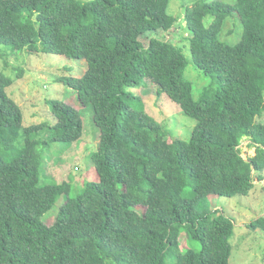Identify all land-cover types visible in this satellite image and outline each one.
Wrapping results in <instances>:
<instances>
[{
    "label": "trees",
    "instance_id": "16d2710c",
    "mask_svg": "<svg viewBox=\"0 0 264 264\" xmlns=\"http://www.w3.org/2000/svg\"><path fill=\"white\" fill-rule=\"evenodd\" d=\"M171 1L0 0V57L85 60L81 78L60 81L100 131L95 181L77 196L66 182L42 184L48 147L81 140L84 110L50 100L56 123L24 127L7 93L18 77L0 69V264H230L235 221L210 200L248 197L264 180V0H197L186 10L184 44L145 41L178 23ZM236 15L241 38L231 45L221 34ZM191 63L206 84L185 78ZM150 94L197 122L189 140L147 113ZM245 137L256 148L250 161L239 150ZM259 228L264 218L248 225Z\"/></svg>",
    "mask_w": 264,
    "mask_h": 264
},
{
    "label": "rangeland",
    "instance_id": "374dc122",
    "mask_svg": "<svg viewBox=\"0 0 264 264\" xmlns=\"http://www.w3.org/2000/svg\"><path fill=\"white\" fill-rule=\"evenodd\" d=\"M197 0H172L170 13L178 19L169 33L163 31L150 33L144 36L145 41L153 37L165 41H171L175 45L184 44L183 38L188 37L186 10L192 7ZM231 2V0H224ZM207 19V24L211 22ZM242 23L236 15L230 18L224 25L221 39L231 45L236 44L241 38ZM234 33V34H233ZM184 54L189 57V49L184 48ZM0 69L10 77L16 79L15 84L8 88L7 93L21 108L24 115V127L50 124L54 125L56 119L49 106L50 100H61L73 106L77 110H84L79 103L77 94L64 86L60 81L65 77L81 78L87 69L85 60L69 59L56 54H30L28 52H11L5 50L1 53ZM185 78L194 84L204 85L207 82L191 63ZM146 111L154 116L166 131L175 139L189 140L192 136L196 121L186 116L177 105L173 104L167 97H155L150 94L144 99ZM85 132L78 143L66 145L54 143L48 147L47 163H44L42 184L68 183L72 186V196H77L82 190V184L95 181L97 179L94 164L90 159V154L97 151L99 145L100 131L92 120V111L84 110ZM264 123V117L258 119ZM38 138H47V133L42 132ZM244 160L250 161L256 155V148L252 145L250 138L245 137L239 147ZM80 183V184H78ZM256 187L248 197L236 196L234 198H209L212 209L222 211L225 215L235 221V231L231 238L233 253L230 264H264V230L256 231L248 229V225L264 218V180L255 181ZM81 189L80 191H78ZM65 201L61 197L55 208L45 217L44 221L51 225L56 217V211ZM143 213L144 209L138 208ZM188 236L181 234L180 243L182 248L187 246ZM191 246L199 247L195 241L191 240Z\"/></svg>",
    "mask_w": 264,
    "mask_h": 264
}]
</instances>
